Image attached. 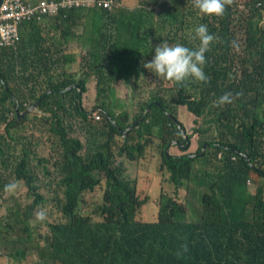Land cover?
<instances>
[{
    "label": "trees",
    "instance_id": "16d2710c",
    "mask_svg": "<svg viewBox=\"0 0 264 264\" xmlns=\"http://www.w3.org/2000/svg\"><path fill=\"white\" fill-rule=\"evenodd\" d=\"M118 1L20 20L18 50L0 47V264H264V0H226L222 16L193 0ZM199 24L215 36L206 82L144 67L159 42L198 47ZM122 81L133 102L118 111ZM150 154L162 186L146 221L131 170L151 179ZM19 180L33 200L8 211L5 185Z\"/></svg>",
    "mask_w": 264,
    "mask_h": 264
},
{
    "label": "clouds",
    "instance_id": "9594fccd",
    "mask_svg": "<svg viewBox=\"0 0 264 264\" xmlns=\"http://www.w3.org/2000/svg\"><path fill=\"white\" fill-rule=\"evenodd\" d=\"M8 0H0V8ZM24 3L40 4L47 1V12L37 19L41 20L45 16L56 15L62 9L72 8H104L112 10L122 3L118 0H20ZM131 1V0H130ZM194 7L199 10L198 14L222 16L225 11L226 0H193ZM20 23V22H19ZM19 23L17 25H19ZM18 28V26H17ZM194 39H198L199 46L189 48L182 43L168 44L159 42L154 47V53L150 60L144 62V67L150 70L158 77H163L178 85L184 84L188 80L206 82L209 77L204 71L206 56L204 53L209 49L211 43L215 40L214 34L208 31L207 25L199 24L194 28ZM21 40V34L11 43H3L0 36V47H15L18 50V42ZM1 88V85H0ZM231 97L225 94L219 98V103L230 102ZM30 108V107H29ZM28 108V109H29ZM31 111V110H30ZM22 114V113H21ZM16 187L15 183H8L5 189L11 191ZM36 218L43 220L45 212L36 213Z\"/></svg>",
    "mask_w": 264,
    "mask_h": 264
},
{
    "label": "rangeland",
    "instance_id": "374dc122",
    "mask_svg": "<svg viewBox=\"0 0 264 264\" xmlns=\"http://www.w3.org/2000/svg\"><path fill=\"white\" fill-rule=\"evenodd\" d=\"M131 3L136 4V0H131ZM116 94H117V102L115 103L114 109L121 111L125 109L126 104L129 102H133V89L128 82H115ZM95 97L96 92L92 88H88L86 93L84 94V105L88 108H91L95 104ZM180 118L186 126L187 131L192 134V138L190 141V145L186 152H196L198 149V135L194 133V128L196 126L194 119L195 116L189 114L186 111L185 107L180 108ZM152 152V148H151ZM168 152L173 154H180L183 153L177 146L169 147ZM152 161L154 166L151 167V172L155 170V174L151 179H148L144 176H140L137 171L134 169L131 170V176L133 179H137L138 187H137V194L142 197H150V201L148 204L144 206L142 219L146 221H153L158 219L159 214V200L161 195V177L158 171L159 165V155H152L148 156ZM251 184H254L253 182ZM16 187L11 190L12 197L6 201V206L9 208L17 201L22 202H29L33 200L32 195L28 191V187L25 184L24 180L16 181ZM202 187H198L195 191L196 193L187 194V199L189 201V205L187 206L188 217L190 220L196 219V216L192 213L193 209L200 210L201 209V202H200V191ZM182 195L185 196L186 192L182 191ZM2 211H0V216L2 215ZM10 251L14 250V247L11 243Z\"/></svg>",
    "mask_w": 264,
    "mask_h": 264
},
{
    "label": "built area",
    "instance_id": "2783aa9c",
    "mask_svg": "<svg viewBox=\"0 0 264 264\" xmlns=\"http://www.w3.org/2000/svg\"><path fill=\"white\" fill-rule=\"evenodd\" d=\"M47 1L40 4L24 3L20 0H8L0 8V36L3 43L11 44L18 36L17 24L20 20L34 15L41 17L46 13Z\"/></svg>",
    "mask_w": 264,
    "mask_h": 264
},
{
    "label": "water",
    "instance_id": "95a60500",
    "mask_svg": "<svg viewBox=\"0 0 264 264\" xmlns=\"http://www.w3.org/2000/svg\"><path fill=\"white\" fill-rule=\"evenodd\" d=\"M36 105L37 104H34L33 106H31L28 110H26V111H24L21 115H25V114H27L30 110H33L35 107H36ZM167 150H168V148H167Z\"/></svg>",
    "mask_w": 264,
    "mask_h": 264
}]
</instances>
